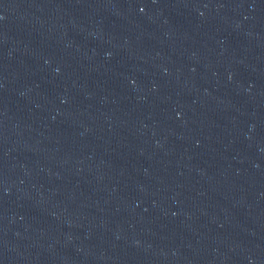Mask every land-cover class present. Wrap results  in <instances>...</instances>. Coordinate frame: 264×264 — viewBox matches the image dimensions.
Wrapping results in <instances>:
<instances>
[{
  "label": "water",
  "instance_id": "water-1",
  "mask_svg": "<svg viewBox=\"0 0 264 264\" xmlns=\"http://www.w3.org/2000/svg\"><path fill=\"white\" fill-rule=\"evenodd\" d=\"M0 264H264V0H0Z\"/></svg>",
  "mask_w": 264,
  "mask_h": 264
}]
</instances>
